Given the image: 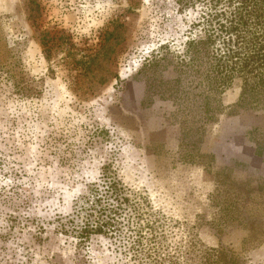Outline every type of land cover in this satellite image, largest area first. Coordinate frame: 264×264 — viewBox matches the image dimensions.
<instances>
[{"label":"rangeland","instance_id":"1","mask_svg":"<svg viewBox=\"0 0 264 264\" xmlns=\"http://www.w3.org/2000/svg\"><path fill=\"white\" fill-rule=\"evenodd\" d=\"M171 4L0 0V264L124 263L109 237L80 247L59 227L107 165L174 240L264 264V110L235 82L205 123L149 80L150 51L193 19L165 21Z\"/></svg>","mask_w":264,"mask_h":264},{"label":"trees","instance_id":"2","mask_svg":"<svg viewBox=\"0 0 264 264\" xmlns=\"http://www.w3.org/2000/svg\"><path fill=\"white\" fill-rule=\"evenodd\" d=\"M162 7L165 21L170 10L193 19L177 46L168 40L150 51L143 62L149 80L160 76L161 89L177 104L200 110L205 123L215 99L235 82L241 84L239 107L264 110V0H172ZM59 227L80 247L94 235L109 237L122 264H239L231 249L174 240L146 197L108 165Z\"/></svg>","mask_w":264,"mask_h":264}]
</instances>
